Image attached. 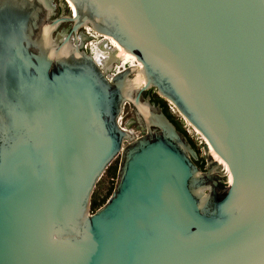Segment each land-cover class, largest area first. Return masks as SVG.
I'll use <instances>...</instances> for the list:
<instances>
[{"label":"water","instance_id":"obj_1","mask_svg":"<svg viewBox=\"0 0 264 264\" xmlns=\"http://www.w3.org/2000/svg\"><path fill=\"white\" fill-rule=\"evenodd\" d=\"M61 8L0 0V264H264V0ZM85 24L137 63L103 68L76 40ZM151 88L206 138L205 170L161 103L142 102ZM128 102L136 138L120 124Z\"/></svg>","mask_w":264,"mask_h":264},{"label":"rangeland","instance_id":"obj_2","mask_svg":"<svg viewBox=\"0 0 264 264\" xmlns=\"http://www.w3.org/2000/svg\"><path fill=\"white\" fill-rule=\"evenodd\" d=\"M52 4L54 5V8H55L54 16L56 17L58 16V13H59V6L61 5V0H53ZM71 25H72L71 22H63L58 27V30H63L65 28L66 30H68ZM86 29L87 31H90L91 34L94 33L93 35L95 38L92 40L82 39V36L85 32L83 29L81 30V32H79L78 39L76 40L79 42H82V40L83 42L84 41L86 43L88 42L89 47L92 48V51L94 55L96 56L100 55V53L101 55L104 54V55L110 56L109 51L106 50L109 47L108 44L106 45L107 47L106 49H101V47H99L102 40L105 39L106 37L98 32L92 31L91 28L87 27ZM73 42H74V39H73ZM121 55L123 57L121 62L115 63L110 73H115L119 70H122L123 68L129 66L131 63L132 64L137 63L136 57L124 56L123 54ZM149 92L151 93V96L153 98V101H152L153 103H157L158 101H161L160 103H163V98L160 96L159 92L155 88L145 90L142 93V97H141L142 102H147V95H148L147 93ZM161 105H164V104H161ZM165 110H167L169 115L172 116L173 121L179 126V128L188 134L192 144L195 146V148L198 150L200 154V161L198 162V164L203 168V170H205L207 167V161L205 158H203L204 149L201 146L202 140L199 139L197 136H195V132H194L195 129L191 128V126L189 125V121L187 122V120L183 118L180 112L171 110L170 102H168V104H165ZM120 124L121 126L125 128H129V130L132 131V138H136L144 132L143 122L142 120H140L138 113L132 102H128L124 105L123 112H122L121 119H120ZM129 141L130 140H127L125 144H127ZM203 159L205 161H202ZM119 163H120V157H118L112 163V165H110V168L106 170V172L103 174V176L98 181L94 189L92 199H91V202H92L90 206L91 213L97 210L100 207V205L106 202L108 198L111 196L113 189L115 187V182H116L115 180H112V178L113 177L117 178Z\"/></svg>","mask_w":264,"mask_h":264},{"label":"bare ground","instance_id":"obj_3","mask_svg":"<svg viewBox=\"0 0 264 264\" xmlns=\"http://www.w3.org/2000/svg\"><path fill=\"white\" fill-rule=\"evenodd\" d=\"M52 1L53 0H50L51 4H52ZM69 2L71 3L70 5L72 6L71 17L74 18V17L77 16V9H76L75 5L71 1H69ZM52 6L54 7L53 4H52ZM87 27L92 29L91 26H89L88 24H85L84 25V28H85L84 31L85 32H84V34L82 36V39H90V40H92V39L95 38L94 35H93L94 33L91 34L90 31H87V29H86ZM61 31L67 33L66 28L61 30ZM92 31L98 32V31H95L93 29H92ZM100 34H102V33H100ZM102 35L105 36L106 38L102 40V42L100 43L99 47H101V49H106L107 48L106 45L108 44L109 47L106 50L109 51V53H110L109 55L110 56L104 55V54L101 55V53H100V55H98V56L94 55V57L101 64V66H103V68H105V69H110L111 68L112 69L114 67L115 63L121 62V60L123 58L121 54H123L124 56H130V57L133 56V57H135V55H133L131 52L127 51L123 47V45H121L114 37H111V36L105 35V34H102ZM71 44H73V43L71 42ZM81 44H83L84 47H87V48H89V50L92 51V48L89 47L88 42L86 43L85 41L83 42V40H82ZM134 77H136L137 81H135L133 83V85H135L137 88H141L146 83V77H145V75H144V73H143V71L141 69H139V70H137L135 72V74L133 75L132 78H134ZM187 122H188V120H187ZM189 125L192 126V123L189 122ZM193 129H195V131H194L195 132V136H197L202 141H204L203 139H206L196 127L193 126ZM210 150H211L212 154L217 159H219L223 163V165L226 167V169L228 170L227 163L222 158L219 157V155L213 149L212 146H210ZM229 179L231 180V175L229 176Z\"/></svg>","mask_w":264,"mask_h":264},{"label":"flooded vegetation","instance_id":"obj_4","mask_svg":"<svg viewBox=\"0 0 264 264\" xmlns=\"http://www.w3.org/2000/svg\"><path fill=\"white\" fill-rule=\"evenodd\" d=\"M61 15H63V13H62V8H61V5L59 6V13H58V16H61ZM58 16H56V17H58ZM85 29V28H84ZM83 30V29H82ZM70 31V28L67 30V32H69ZM149 90V89H148ZM155 92V91H154ZM148 95L150 94L151 95V93L149 92V93H147ZM163 98V97H162ZM152 101H153V98H152ZM159 102H161V101H158L157 103H159ZM161 104H164V105H162L163 107H164V110H165V104H168V101L165 99V98H163V103H161ZM165 112L169 115V113L167 112V110H165ZM171 116V115H170ZM171 119L173 120V118H172V116H171ZM177 125V124H176ZM178 126V125H177ZM191 126V125H190ZM178 128H179V126H178ZM191 128H193V126H191ZM202 161H205L204 159L202 160Z\"/></svg>","mask_w":264,"mask_h":264},{"label":"built area","instance_id":"obj_5","mask_svg":"<svg viewBox=\"0 0 264 264\" xmlns=\"http://www.w3.org/2000/svg\"><path fill=\"white\" fill-rule=\"evenodd\" d=\"M170 108H171L172 111H177L176 107L172 103H170ZM120 119H121V117H120ZM112 180L116 181V178L113 177Z\"/></svg>","mask_w":264,"mask_h":264},{"label":"trees","instance_id":"obj_6","mask_svg":"<svg viewBox=\"0 0 264 264\" xmlns=\"http://www.w3.org/2000/svg\"><path fill=\"white\" fill-rule=\"evenodd\" d=\"M169 117L171 118V116H170V115H169ZM111 165H112V164H111ZM109 168H110V166H109ZM109 168H108V169H109ZM104 203H105V202H104ZM104 203H103V204H104ZM103 204H101V205H103ZM101 205H100V206H101Z\"/></svg>","mask_w":264,"mask_h":264}]
</instances>
